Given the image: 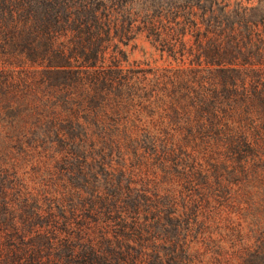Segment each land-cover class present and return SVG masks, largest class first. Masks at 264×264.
Here are the masks:
<instances>
[{
	"label": "trees",
	"instance_id": "trees-1",
	"mask_svg": "<svg viewBox=\"0 0 264 264\" xmlns=\"http://www.w3.org/2000/svg\"><path fill=\"white\" fill-rule=\"evenodd\" d=\"M14 1L1 3L5 11L0 17L6 32L0 23V35L30 41L38 35L43 50L34 53L36 41L19 50L24 53L18 55L20 58H0V100L9 108H21L20 120L34 113L38 117L39 108L47 112L45 119L53 121L50 130H41L36 134L40 139L31 138V142L18 140V148L24 154L38 148L52 161L64 160L62 188L55 187L52 196L56 201L85 207L81 216L61 219L56 230L52 226L50 232L63 237L57 250L70 256L88 255L89 264H105L104 259L92 257L118 254L127 246L123 244L126 241L143 242L146 236H155V226L168 218L166 214L178 215L173 195L194 178L199 176L209 186L206 174L227 170L243 178L248 188L264 176V78L256 75V83L248 90L244 75V66L254 73L264 71V35L259 30L260 35H254L257 27L264 25V13L250 21L247 17L255 7L244 8V36L237 39L233 26L239 23L229 22V36L223 35L224 43H220L209 27L224 24L229 12L223 7L213 8L212 0H194V4L193 0H183L190 4H185V14L178 17L188 24L175 21L180 26L179 35L171 44L173 30L162 24L167 13L149 15L144 9L140 22L146 36L155 30L161 50L166 39V50L178 46L182 51L169 61L176 67L162 71L151 67L146 75L123 69L117 59L107 58L109 52L102 46L112 41L110 33L121 25L124 14L131 17L124 13L127 7L139 0ZM38 5L43 11L37 10ZM190 27L195 33V51L186 47L183 39ZM252 48L256 62L250 58ZM191 52L197 62L182 68L183 56ZM246 56L249 58L244 60ZM64 124L67 127L63 131ZM121 146H127L135 158L130 171L137 173L133 178L128 172L129 179L116 187L114 196L110 186L119 183L116 173H125L121 164L125 160L114 161L121 162L114 170L111 159L97 161L95 156L122 153ZM91 167L107 173L105 180L111 184L100 187L90 183L85 170ZM78 179L86 185L77 184ZM215 183L219 188V181ZM198 196L205 204L217 197L206 191ZM194 203L189 204V211L196 213ZM249 204L263 208L264 194L261 203ZM121 206L129 207L132 216L128 217ZM69 213L73 215L75 210ZM161 230L159 225L157 231ZM79 240L86 241L80 244ZM42 253L38 250L35 254L41 257ZM35 254H27L30 261Z\"/></svg>",
	"mask_w": 264,
	"mask_h": 264
},
{
	"label": "rangeland",
	"instance_id": "rangeland-1",
	"mask_svg": "<svg viewBox=\"0 0 264 264\" xmlns=\"http://www.w3.org/2000/svg\"><path fill=\"white\" fill-rule=\"evenodd\" d=\"M2 1L0 0V12L5 11L1 4ZM4 1L8 2V0ZM212 1L214 2L213 8L223 7L229 12L227 17L229 20L224 24L215 28L209 27V30L213 31L212 36L215 41L220 39V43H224L225 36H229L227 34L229 22L239 23L233 26L236 37L238 33L237 39L244 36V8L255 7L253 13L246 16L250 21L259 19L261 13H264V0ZM192 2L195 3L194 0ZM185 4L189 5L190 2L145 0L143 3L139 0L136 4L134 1V5L131 8L127 7L124 12L130 14L131 17L124 14L121 25L110 33L113 36L112 41L102 44L109 52L107 58L117 59L123 69H128L129 72L135 70L138 74L149 75L148 71L152 70L151 67H157L158 71L170 66L176 67L174 62L171 61L169 64V61L172 60L171 58H178L179 52L182 51L177 49L178 46L174 47L176 50L173 48L166 50V45L169 44L166 39L164 43L161 42L163 44L161 50L162 46L155 40L156 31L146 36L145 31L142 30L145 27H142L140 20H143L144 9L149 15L160 13L162 16L167 13L162 24L168 31L173 30L172 39L169 41L172 44L173 39L179 35L180 26L176 25L175 21L185 22L178 17L180 14H185ZM202 4L207 5L206 2ZM41 7L42 5H38L36 8L38 11H43ZM129 18L131 23L127 24ZM219 20L223 19L219 18ZM2 22L3 18L0 17V23L5 31L6 28ZM203 28L204 26H200V29ZM258 30L264 35V25L258 26L254 35H260ZM194 34L193 28L190 27L183 37L186 47L191 46L193 51L196 49ZM34 38L36 39L33 40ZM30 40L17 37L8 40L6 36L0 35V44H4L3 47L0 45V58H20L18 55H24V53H18L19 50L24 45L28 43L32 45L36 41L33 44L36 49L34 53L37 54L36 52L43 50L40 36L37 35L32 37V41ZM86 52L90 56L91 52ZM249 53H252L251 59L256 58L253 48ZM194 55L191 52L190 55L183 56V62H179L180 66L184 68L189 65L188 63L197 62L198 59L194 58ZM237 58H242V55H238ZM245 58L249 57H244V60ZM253 62H256L255 59ZM253 70L244 66L248 90H251V85L256 83V75L264 78V71L260 74V72L254 73ZM4 102L0 100V141L8 145L0 144V264H43L42 262L44 264H89L88 255L73 253L70 256L65 255L62 249V251L57 250V246L63 243V237L50 232L53 225H55V230L61 226V219L72 220L74 216L84 214L85 207L70 205L67 200L66 202L65 200L56 201L52 196L55 187L62 188L60 177L65 176V171L62 169L64 160L56 158L57 161H52L46 156L48 155L46 151L44 155L38 148L28 150L26 154L18 148V140L31 142V138L38 139L40 136L36 134L43 129L47 130L53 121L50 117L45 119L47 112L41 108L37 111L38 117H35V113L34 117H31L29 112L30 115L20 120L22 115L18 109L21 108L16 109L15 105L9 108ZM66 127L67 125H62V129ZM49 137L54 139L51 134ZM121 151L123 152H115L107 156H100L103 153L95 156L97 161L111 159V168L114 170L121 163L114 161L125 160L121 163L125 165V173L121 175L116 173L115 178L119 180V183L114 182L110 186L114 196L116 187L122 186L129 179L128 172L132 173L133 178L137 173L130 171V166H134L136 160L128 153V147L121 146ZM85 171V177L93 185L107 187L111 184V181L105 180L107 173L104 174L102 169L91 167ZM143 172L147 171L143 170ZM227 172V170H219L216 173L206 174L210 181L209 186L204 185L198 176L190 184L187 183L177 189L173 197H176L175 209L178 215L166 214L168 218L155 226V236L150 238L146 236L143 242L126 241L123 244L127 246L121 248L118 254L101 253L92 258L104 259L105 264H264V207L249 204V201L261 203L264 194V176H259L247 188V183H244L243 178L240 180V177ZM78 177L82 175L79 174ZM133 178L130 179L134 181ZM216 180L220 183L219 188L215 187ZM75 182L85 184L81 179ZM205 186L207 189L202 190ZM223 186H226V189ZM86 190L91 192L89 189ZM204 191L208 195L216 194L217 197L209 204H205L198 196ZM225 192L228 193L225 194ZM186 200L191 202L195 200L196 213L189 211L191 202L188 203ZM121 207L127 211L128 217L132 216L129 207L128 209L125 206ZM71 210H75L73 215L69 213ZM164 211L168 212L169 209L165 208ZM147 222L150 224L149 221ZM159 225L161 231H157ZM96 240L94 239L93 242ZM85 241L79 240L77 243L81 244ZM38 250L43 252L42 260L35 254ZM28 253L35 254L33 261H30Z\"/></svg>",
	"mask_w": 264,
	"mask_h": 264
}]
</instances>
